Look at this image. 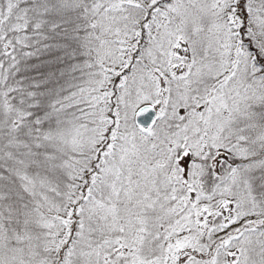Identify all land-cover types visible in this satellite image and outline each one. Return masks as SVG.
Returning <instances> with one entry per match:
<instances>
[{
    "label": "snow or ice",
    "instance_id": "6c2138e0",
    "mask_svg": "<svg viewBox=\"0 0 264 264\" xmlns=\"http://www.w3.org/2000/svg\"><path fill=\"white\" fill-rule=\"evenodd\" d=\"M0 264H264V0H0Z\"/></svg>",
    "mask_w": 264,
    "mask_h": 264
}]
</instances>
